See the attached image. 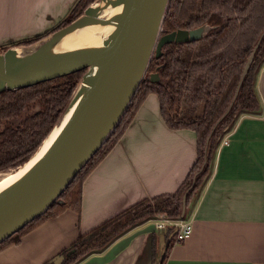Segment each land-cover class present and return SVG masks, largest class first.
I'll return each mask as SVG.
<instances>
[{
    "label": "crops",
    "instance_id": "1",
    "mask_svg": "<svg viewBox=\"0 0 264 264\" xmlns=\"http://www.w3.org/2000/svg\"><path fill=\"white\" fill-rule=\"evenodd\" d=\"M76 0H0V46L34 37L66 17ZM257 113L241 115L220 142L187 208L192 232L173 241L162 264H264V64ZM197 159L192 129H170L150 93L111 152L83 183L81 211L66 209L0 251V264H44L79 235L144 198L174 193ZM148 219L76 264H153L166 230Z\"/></svg>",
    "mask_w": 264,
    "mask_h": 264
},
{
    "label": "trees",
    "instance_id": "2",
    "mask_svg": "<svg viewBox=\"0 0 264 264\" xmlns=\"http://www.w3.org/2000/svg\"><path fill=\"white\" fill-rule=\"evenodd\" d=\"M97 1L76 0L68 15L52 29L2 45L0 52L30 45L65 27ZM203 24L213 28L201 39L172 41L162 46L160 56L152 54L137 91L106 141L46 211L0 242V251L19 243L37 224L66 209L81 211L85 179L118 143L150 93L158 96L163 120L170 129L196 132L197 159L192 169L174 193L144 198L79 235L60 252L65 254L61 264H76L105 249L128 229L156 218L158 213L184 218L190 201L209 176L223 137L241 115L260 110L256 81L264 64V0H169L161 34ZM252 54L253 60L243 74ZM84 72L0 91V172L17 169L34 155L65 112ZM155 72L160 76L158 81L151 80ZM174 230L169 227L165 232L170 244L176 241ZM158 261L154 245L152 263ZM44 264H51L50 260Z\"/></svg>",
    "mask_w": 264,
    "mask_h": 264
},
{
    "label": "water",
    "instance_id": "3",
    "mask_svg": "<svg viewBox=\"0 0 264 264\" xmlns=\"http://www.w3.org/2000/svg\"><path fill=\"white\" fill-rule=\"evenodd\" d=\"M103 1L91 4L83 15L65 27L21 47L27 51L35 49L46 41L39 44L37 42L49 38L48 42L68 27L79 28L85 17L99 18V4ZM168 3L169 0H125L122 19L117 25L115 35L104 41L103 49L61 66L28 73L27 69L31 64L16 57L20 46H11L0 52V91L5 88L31 86L85 70L69 105L55 127L74 107L68 121L36 165L0 196V242L46 211L106 141L137 91L152 54L156 52V56H160L162 46L172 41L201 39L213 28L203 24L192 29H177L161 34ZM252 60L253 54L248 59L243 74H246ZM92 68L97 70L95 77L92 75ZM150 77L152 81L160 79L156 72ZM82 85H86V89L77 98ZM184 214L185 205L182 216ZM175 232L176 230L172 234ZM163 238L158 264H162L170 244V238ZM64 259L65 254H57L50 259V263L61 264Z\"/></svg>",
    "mask_w": 264,
    "mask_h": 264
},
{
    "label": "bare ground",
    "instance_id": "4",
    "mask_svg": "<svg viewBox=\"0 0 264 264\" xmlns=\"http://www.w3.org/2000/svg\"><path fill=\"white\" fill-rule=\"evenodd\" d=\"M124 6L125 0H104L99 4L101 9V16L99 18L85 17L82 19L79 28L68 27L58 33L52 40L46 41L37 48L27 52L17 49L16 57L18 60L30 63L31 66L27 69V72L34 73L76 61L83 57V55L92 52L101 51L104 47V41L113 38L115 35L117 25L122 19ZM100 19L111 22L106 23ZM96 72V68H92L93 77H95ZM81 87V92L77 98L80 94L83 95L86 85H82ZM73 108L64 115L60 123L28 162L17 169L0 174V196L36 165L70 118Z\"/></svg>",
    "mask_w": 264,
    "mask_h": 264
},
{
    "label": "built area",
    "instance_id": "5",
    "mask_svg": "<svg viewBox=\"0 0 264 264\" xmlns=\"http://www.w3.org/2000/svg\"><path fill=\"white\" fill-rule=\"evenodd\" d=\"M160 214V215H158ZM155 219V227L157 230H166L169 227H175L176 241L185 240L192 232L193 219L178 218L172 219L167 217L164 213H158ZM163 215V216H162ZM160 216V217H159Z\"/></svg>",
    "mask_w": 264,
    "mask_h": 264
},
{
    "label": "rangeland",
    "instance_id": "6",
    "mask_svg": "<svg viewBox=\"0 0 264 264\" xmlns=\"http://www.w3.org/2000/svg\"><path fill=\"white\" fill-rule=\"evenodd\" d=\"M47 39H49V38H47ZM47 39H45V40H41V41H39V42H37V43L39 44V43L45 42V41H47ZM7 44H9V43H7ZM3 46H7V45H3ZM18 49H21V50H24L25 52H27L26 48H23V47H21V46L18 47ZM5 50H6V49H5ZM5 50H3V51H5ZM3 51H2V52H3ZM13 170H14V169H13ZM9 171H12V170L3 171V172H0V174H1V173H5V172H9ZM158 215H160V214H158ZM162 216H163V215H162ZM159 217H160V216H159Z\"/></svg>",
    "mask_w": 264,
    "mask_h": 264
}]
</instances>
